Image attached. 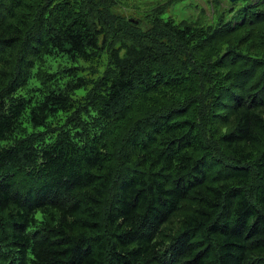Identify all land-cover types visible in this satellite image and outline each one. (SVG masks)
<instances>
[{
  "label": "trees",
  "instance_id": "trees-1",
  "mask_svg": "<svg viewBox=\"0 0 264 264\" xmlns=\"http://www.w3.org/2000/svg\"><path fill=\"white\" fill-rule=\"evenodd\" d=\"M120 1L0 0V264H264V0Z\"/></svg>",
  "mask_w": 264,
  "mask_h": 264
},
{
  "label": "rangeland",
  "instance_id": "rangeland-1",
  "mask_svg": "<svg viewBox=\"0 0 264 264\" xmlns=\"http://www.w3.org/2000/svg\"><path fill=\"white\" fill-rule=\"evenodd\" d=\"M245 1H237L234 7L240 8L246 5ZM160 5L166 7V12L162 16L164 19H173L176 24L190 23L195 26H208L215 24L227 7H232L228 4V0H122L115 6L114 12L123 15L126 18L137 19L142 21L141 27L146 29L149 24L147 15H150L152 10ZM233 16H227L229 21ZM67 63L66 60H63ZM54 71H58V62L50 60L48 62ZM89 72V70H87ZM63 78V77H59ZM65 78V77H64Z\"/></svg>",
  "mask_w": 264,
  "mask_h": 264
},
{
  "label": "water",
  "instance_id": "water-1",
  "mask_svg": "<svg viewBox=\"0 0 264 264\" xmlns=\"http://www.w3.org/2000/svg\"><path fill=\"white\" fill-rule=\"evenodd\" d=\"M230 2L234 3V2H237L239 0H229ZM241 1H248V0H241Z\"/></svg>",
  "mask_w": 264,
  "mask_h": 264
}]
</instances>
